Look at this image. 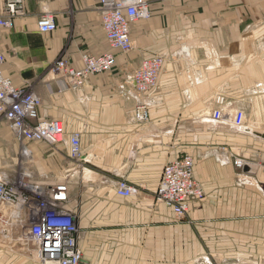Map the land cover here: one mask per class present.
<instances>
[{
    "label": "crops",
    "instance_id": "crops-1",
    "mask_svg": "<svg viewBox=\"0 0 264 264\" xmlns=\"http://www.w3.org/2000/svg\"><path fill=\"white\" fill-rule=\"evenodd\" d=\"M147 2L151 16L132 24L128 53L110 46L99 0H25L12 26H0L4 75L40 95L39 119L80 132L85 156L78 166L63 142L20 140L0 115L1 174L15 177L25 157L33 184L69 181L81 264H264V0ZM45 11L55 14L50 33L38 26ZM84 51H112L117 63L76 87L54 67L63 58L81 68ZM154 55L164 64L142 124L132 75ZM218 91L242 103L250 97L247 126L204 114ZM183 153L194 156L205 195L179 219L153 197L165 164ZM235 155L249 163L236 167ZM120 178L139 193L117 194ZM20 234L0 228V264H41L30 246L12 240Z\"/></svg>",
    "mask_w": 264,
    "mask_h": 264
},
{
    "label": "built area",
    "instance_id": "built-area-1",
    "mask_svg": "<svg viewBox=\"0 0 264 264\" xmlns=\"http://www.w3.org/2000/svg\"><path fill=\"white\" fill-rule=\"evenodd\" d=\"M25 0H3L4 10L0 14V26L10 27L13 18L24 13ZM101 24L110 46L122 53L133 50L132 24L140 19H148L151 9L147 0H99ZM42 33L53 32L57 28L55 14L45 11L38 21ZM82 67L76 68L67 60L57 61L54 70L63 73L73 86H83L90 76L112 70L117 63V55L112 51L81 54ZM5 55L0 51V115L7 120L16 137L23 141H45L49 144L65 143L78 166L85 163L80 132L68 133L59 119H39L42 105L40 95L27 87L15 85L4 75ZM164 64L161 55L142 60L134 71L132 80L141 100L134 108L138 123L150 121V107L145 96L158 83ZM212 118L216 121L232 123L237 127L247 126L246 107L237 105L233 113H227L228 103L224 96L213 99ZM234 164L242 169L248 164L245 157L235 155ZM195 159L190 153H183L168 161L154 193V204H164L171 208L179 219H185L190 210V200H201L204 187L195 175ZM116 192L128 197L139 193V189L125 178L116 181ZM36 197L31 205L36 222L28 226L20 238L32 241L42 264H81L83 253L79 246L80 228L69 207L71 185L63 181L43 187L21 181L12 184L0 173V228L9 234L16 226L23 224L21 212L29 205L28 198ZM23 226V225H22Z\"/></svg>",
    "mask_w": 264,
    "mask_h": 264
},
{
    "label": "rangeland",
    "instance_id": "rangeland-1",
    "mask_svg": "<svg viewBox=\"0 0 264 264\" xmlns=\"http://www.w3.org/2000/svg\"><path fill=\"white\" fill-rule=\"evenodd\" d=\"M224 96L227 100V103L229 106H227V109H226V112L227 113H233L235 111V109L237 108V105L240 104L241 102H238V100L240 99H235L234 97H232L231 95L225 93V92H216L214 95H213V99L217 98V96ZM247 99H245V101L243 102L246 106V111H247V108L249 107V110L251 109L252 105H253V102L252 100L250 99L249 96H246ZM213 99H212V102H213ZM237 101V102H236ZM213 105V104H212ZM210 107V106H209ZM207 106V108H205L203 110L204 114H208L209 112L212 113V109L209 108ZM5 120V119H4ZM7 121V120H6ZM7 124L9 125V127L11 128L9 122L7 121ZM12 129V128H11ZM239 156H242V157H245L247 159L246 156H243V155H239ZM247 162L249 163V160H247ZM26 166H27V163H26V158L24 157L22 162H20L18 165L15 166V168H18L16 172H14V174H16V176L14 177V175H12L11 177H7L8 180L12 183V184H19V182L21 181V178L23 180V182L25 183H28V184H33L28 172L26 171ZM0 173H2V171H0ZM38 199L36 197H31L29 196L28 198V202H29V205L24 207L22 212H21V217L23 219V226L22 225H18L16 226L15 228H17V230H19L21 232V234L23 233V231L28 227V226H31L33 223L36 222V218H35V215L33 213V210L31 208V205L34 204V201ZM14 228V229H15ZM20 234V235H21ZM20 235L13 238L12 240H16L18 239V244H24V245H28L31 247V252H32V255L34 257V259L38 262H41L36 254V251H35V246L33 245L32 241H26L25 239H20ZM10 239V238H9ZM7 240V239H6ZM4 243H15L14 241L12 242H4ZM211 255V254H210ZM199 261L203 260V258H201V256L197 259ZM42 264V263H41Z\"/></svg>",
    "mask_w": 264,
    "mask_h": 264
}]
</instances>
